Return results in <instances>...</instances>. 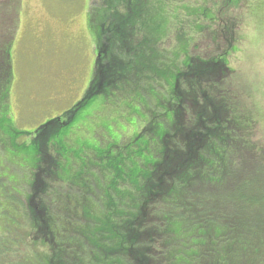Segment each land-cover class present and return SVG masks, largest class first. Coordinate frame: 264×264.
<instances>
[{
	"label": "trees",
	"instance_id": "obj_1",
	"mask_svg": "<svg viewBox=\"0 0 264 264\" xmlns=\"http://www.w3.org/2000/svg\"><path fill=\"white\" fill-rule=\"evenodd\" d=\"M174 1H90L86 92L30 133L9 117L20 0L0 5V264H264L261 113L231 80L233 25L179 29ZM205 31L207 54L195 44ZM118 81L141 100L133 134L64 165L74 152L56 137Z\"/></svg>",
	"mask_w": 264,
	"mask_h": 264
},
{
	"label": "rangeland",
	"instance_id": "obj_2",
	"mask_svg": "<svg viewBox=\"0 0 264 264\" xmlns=\"http://www.w3.org/2000/svg\"><path fill=\"white\" fill-rule=\"evenodd\" d=\"M90 1L94 3V0H20L10 54L14 83L9 117L16 121L17 130L30 133L70 111L85 94L96 55L95 39L88 27ZM4 3L5 0H0V5ZM174 3L165 5L168 10L173 6L179 29L186 22H195L196 28L200 24L207 31L233 25L235 42L229 43L233 48L229 57V66L234 70L231 80L239 87L249 85L248 90L256 97L262 122L255 126L254 134L264 145V0H175ZM202 12L209 19L213 15L216 19L198 17ZM8 24L5 21L3 26ZM207 31L195 42L203 54L212 51ZM195 35L199 34L189 30L188 39ZM218 36L217 41L224 44V37ZM125 85L128 86L118 81L115 90L99 93L60 131L55 142H63L68 154L74 152L72 158L60 159L64 165L73 164L76 152L84 151L88 156L91 151L87 150L94 146L98 151V143L129 139L133 134L128 130H133L137 121L130 110L137 108L135 103L141 100L132 85L124 90ZM76 159L75 164H80Z\"/></svg>",
	"mask_w": 264,
	"mask_h": 264
},
{
	"label": "crops",
	"instance_id": "obj_3",
	"mask_svg": "<svg viewBox=\"0 0 264 264\" xmlns=\"http://www.w3.org/2000/svg\"><path fill=\"white\" fill-rule=\"evenodd\" d=\"M88 85V84H87Z\"/></svg>",
	"mask_w": 264,
	"mask_h": 264
}]
</instances>
